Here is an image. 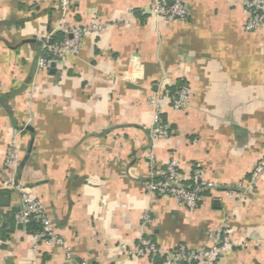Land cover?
I'll use <instances>...</instances> for the list:
<instances>
[{
  "label": "crops",
  "instance_id": "0c3cea01",
  "mask_svg": "<svg viewBox=\"0 0 264 264\" xmlns=\"http://www.w3.org/2000/svg\"><path fill=\"white\" fill-rule=\"evenodd\" d=\"M0 0V264H31L33 236L16 225L18 194L8 177L42 203L73 253L38 245L37 264H164L135 258L140 239L162 252L205 249L213 232L248 244L218 264H264V172L243 201L209 190L195 210L146 191V157L176 161L183 182L235 187L264 158V30L247 33L242 0H182L184 21L155 19L149 0ZM108 28L87 37L65 63L50 51L58 21ZM54 32V33H53ZM51 65H54L53 68ZM185 86L184 112L161 114L166 140L151 141V94ZM11 141L18 162L5 169ZM149 221L143 223V216Z\"/></svg>",
  "mask_w": 264,
  "mask_h": 264
},
{
  "label": "built area",
  "instance_id": "2783aa9c",
  "mask_svg": "<svg viewBox=\"0 0 264 264\" xmlns=\"http://www.w3.org/2000/svg\"><path fill=\"white\" fill-rule=\"evenodd\" d=\"M69 2L60 0L62 10L66 9ZM241 6L245 14L244 29L247 33L261 32L264 30V0H242ZM149 10L155 19L166 21H184L189 16V10L182 0H149ZM108 25L100 22L95 17L86 26L68 27L65 23L58 21L54 32H60L64 38L61 43L50 48L54 54V60H40L38 68L44 69L50 63L62 65L68 56L76 55L79 51L80 43L87 37H96L102 34ZM53 32V33H54ZM147 104L153 110L154 129L150 131L151 141L166 140L169 137V126L161 117L165 107L169 104L175 112H184L190 105L189 90L183 86L176 94H151L147 97ZM19 149L15 141H11L5 151L4 167L13 169L18 162ZM147 178L145 182L146 191L150 195L162 198H171L188 210H195L209 190H222L226 197L243 201L247 191L254 184L256 179L264 172V158L258 161L251 173V178L247 182L238 183L235 187L218 185L215 182L206 181L201 178V172L196 170L189 183L183 182L179 175V168L176 161H167L158 165L156 158L151 152L146 157ZM5 185L15 191L19 197V209L14 215L16 225L26 227L31 221L39 225V230L32 234L34 255L31 264H37L38 245L42 244L48 248H57L64 252L69 262L73 261V253L65 245L61 237L56 233L54 227L45 215L42 203L29 197L17 184L13 178L8 177ZM149 221L148 215L143 216V223ZM215 244L205 249H190L184 245H179L172 252L160 251L156 244L147 238L140 239L132 254L135 258H160L164 264H218L221 258L236 249H247L246 242L241 243L237 239L230 237V231L219 228L213 232ZM75 264H88L80 262Z\"/></svg>",
  "mask_w": 264,
  "mask_h": 264
},
{
  "label": "trees",
  "instance_id": "16d2710c",
  "mask_svg": "<svg viewBox=\"0 0 264 264\" xmlns=\"http://www.w3.org/2000/svg\"><path fill=\"white\" fill-rule=\"evenodd\" d=\"M164 121V120H163ZM165 122V121H164ZM28 232H30L31 234L36 233L39 230V225L37 222L35 221H31L28 225H27V229Z\"/></svg>",
  "mask_w": 264,
  "mask_h": 264
},
{
  "label": "water",
  "instance_id": "95a60500",
  "mask_svg": "<svg viewBox=\"0 0 264 264\" xmlns=\"http://www.w3.org/2000/svg\"><path fill=\"white\" fill-rule=\"evenodd\" d=\"M54 65H51V67L53 68ZM21 227V226H20Z\"/></svg>",
  "mask_w": 264,
  "mask_h": 264
}]
</instances>
